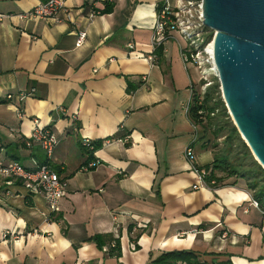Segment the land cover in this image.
<instances>
[{
  "label": "crops",
  "instance_id": "crops-1",
  "mask_svg": "<svg viewBox=\"0 0 264 264\" xmlns=\"http://www.w3.org/2000/svg\"><path fill=\"white\" fill-rule=\"evenodd\" d=\"M47 1L0 0V13L11 15L0 22V152L27 168L48 162L25 142L34 119L51 126V163L67 194L52 214L42 193L0 174V264H150L183 250L264 264V213L253 194L239 184L194 189L200 178L187 147L194 142L199 166L215 154L187 111L201 77L184 64L185 43L174 34L156 63L148 58L163 0H67L71 17L60 22L20 17ZM108 4L111 12L89 18ZM80 31L88 38L78 47ZM85 139L104 145L92 157ZM93 159L97 167L84 170ZM131 226L144 230L136 244ZM99 234L120 237L122 256L88 240Z\"/></svg>",
  "mask_w": 264,
  "mask_h": 264
},
{
  "label": "built area",
  "instance_id": "built-area-1",
  "mask_svg": "<svg viewBox=\"0 0 264 264\" xmlns=\"http://www.w3.org/2000/svg\"><path fill=\"white\" fill-rule=\"evenodd\" d=\"M67 0H49L40 3L33 9L20 14V17L27 20L52 19L60 22L62 14L65 12ZM100 13L95 9L89 14L93 19ZM11 15L0 13V22H3ZM70 18L71 14L68 13ZM203 0H163L162 4L157 7L155 24L152 31L153 52L148 56L153 63L158 61L157 50L164 45L168 39L175 38L174 34L182 36L185 45H181L182 59L186 68L190 65L196 67L200 72V85L202 94L212 85L213 77H218V69L215 61L214 35L213 31L206 27L204 23ZM88 38L86 31H80L77 36L76 45L81 47ZM133 47V45L131 46ZM97 71V70H96ZM194 92V87H193ZM193 99V94H192ZM187 106L189 112L191 102ZM7 100L13 102L14 95L8 94ZM20 101L24 100V95H20ZM20 118H25L26 114L20 106L16 107ZM33 133L29 139V146H39L48 156V162L38 164L35 168H27L19 161H6L0 157V174L22 178L26 181L31 193H42L52 214L60 210L61 201L67 194L68 183L51 163L58 139L49 125H43L41 120L34 119ZM194 127H199L194 124ZM122 130V127L120 128ZM120 140L129 141V135L123 136ZM92 140L85 139L84 146L90 145ZM194 142L186 149V157L193 166L194 171L200 178L199 183L194 185V189L201 187H210L205 180L206 170L201 169L197 164ZM99 161L92 160L84 170H92L97 167ZM252 203L261 209L258 200L252 197ZM262 210V209H261ZM264 213V210H262ZM8 234H12L7 232ZM13 235V234H12ZM229 235L228 230H224L222 238L226 239ZM107 249H105V252Z\"/></svg>",
  "mask_w": 264,
  "mask_h": 264
},
{
  "label": "water",
  "instance_id": "water-1",
  "mask_svg": "<svg viewBox=\"0 0 264 264\" xmlns=\"http://www.w3.org/2000/svg\"><path fill=\"white\" fill-rule=\"evenodd\" d=\"M223 99L264 168V0H203Z\"/></svg>",
  "mask_w": 264,
  "mask_h": 264
},
{
  "label": "trees",
  "instance_id": "trees-1",
  "mask_svg": "<svg viewBox=\"0 0 264 264\" xmlns=\"http://www.w3.org/2000/svg\"><path fill=\"white\" fill-rule=\"evenodd\" d=\"M100 14L109 13L113 10V5L108 4L106 9L98 10ZM164 45L158 48V59ZM212 85L202 94L201 89L194 87L193 99L191 102L189 116L192 122L204 129L203 140L208 138L210 133L215 144L211 146L214 151V162L206 166H198L206 170L205 180L211 188L224 185H237L229 183L232 178L244 177L249 182L248 190L258 200L260 207L264 210V168L254 158L249 146L241 137L237 127L231 120L227 105L223 99L221 85L218 77H213ZM224 139L225 151L215 150L219 146L218 141ZM29 139L25 146L28 148L39 147L29 146ZM209 143V141H208ZM104 145V141H92L90 145L84 146L88 153L93 155ZM40 148V147H39ZM94 160V159H93ZM46 163V162H45ZM43 164V163H42ZM93 170V169H92ZM237 180V179H236ZM144 230L136 231L134 227L129 228L132 241L136 244ZM95 241L102 250L111 257L122 256V243L120 237L113 234H99L88 238ZM138 247V245H137ZM150 264H234L232 255L225 260L214 259L206 261L202 255L195 251H171L165 252L159 257L152 259Z\"/></svg>",
  "mask_w": 264,
  "mask_h": 264
},
{
  "label": "rangeland",
  "instance_id": "rangeland-1",
  "mask_svg": "<svg viewBox=\"0 0 264 264\" xmlns=\"http://www.w3.org/2000/svg\"><path fill=\"white\" fill-rule=\"evenodd\" d=\"M177 35V37L179 38V40H181L183 43H185L184 42V40H183V38H182V36H180L179 34H176ZM212 80L214 81V78H212ZM228 112H229V110H228ZM231 116V115H230ZM231 120L233 121V118H232V116H231ZM233 123H234V121H233ZM235 124V123H234ZM202 129V131H204V129L203 128H201ZM241 137H242V135H241ZM243 138V137H242ZM207 140V142L209 141V145H210V148H211V146L213 145V144H215V142H216V140H214L213 139V136H211V134L209 133L208 134V138L206 139ZM224 139H221V140H219L218 141V143H219V146L217 147V148H215V150H218V151H225V145H224ZM200 146H202V143H199V147ZM4 153L3 152H0V157L1 158H3L4 157ZM254 156V155H253ZM254 158H255V156H254ZM12 161H15V160H12ZM237 179V180H236ZM228 182L229 183H237V184H239L240 186H243L244 188H246L247 190H248V188H249V186H250V184H249V182H251V180H247L246 178H244V177H241V178H232V179H230V180H228Z\"/></svg>",
  "mask_w": 264,
  "mask_h": 264
}]
</instances>
